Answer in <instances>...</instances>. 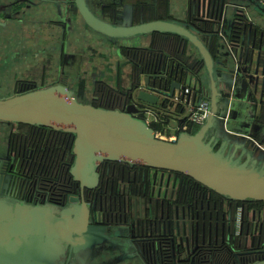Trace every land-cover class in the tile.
I'll return each mask as SVG.
<instances>
[{
  "label": "water",
  "instance_id": "obj_1",
  "mask_svg": "<svg viewBox=\"0 0 264 264\" xmlns=\"http://www.w3.org/2000/svg\"><path fill=\"white\" fill-rule=\"evenodd\" d=\"M75 4L86 27L109 41H140L158 34L188 43L205 66L204 76L196 79L201 87L193 99L186 93L194 80L189 72L179 83L173 72L169 78L155 73L152 82L140 83L153 94L141 91L136 98L152 106L166 105L181 91L186 105L205 100L210 109L206 123L196 133L183 132L176 142H166L134 117L139 113L134 106L127 112L96 108L64 85L0 99V123L74 134L71 175L82 190L100 186L99 169L108 161L186 175L232 202H264V128L255 121L264 102V0H197L184 21L158 19L134 26L97 17L86 0ZM233 112L247 118L246 127L237 129L229 123ZM252 215L244 219L238 208L230 209L229 224H222L221 241L226 234L229 239L234 236L235 264H264V223H256L260 214ZM169 229L174 264L181 263L177 258L181 249L190 253L193 247L202 250L207 240L212 242V228L207 235L204 224L193 237L178 222H171ZM126 232L95 224L91 209L78 198L57 211L0 195V264H89L88 258H80L83 253L107 243H130L134 232ZM215 235L218 243L219 224Z\"/></svg>",
  "mask_w": 264,
  "mask_h": 264
},
{
  "label": "flooded vegetation",
  "instance_id": "obj_2",
  "mask_svg": "<svg viewBox=\"0 0 264 264\" xmlns=\"http://www.w3.org/2000/svg\"><path fill=\"white\" fill-rule=\"evenodd\" d=\"M186 1L184 13L188 16L194 12L197 0ZM86 2L95 10L97 17L115 25L134 26L158 19L184 21L178 18L179 14L173 12L174 0ZM80 29L98 37L101 46L113 53L110 56L104 55L89 47V57L85 50L73 51L71 47L75 40L72 37H79ZM55 30L61 31L60 37L63 39L60 48H57L59 54L56 58ZM29 31L36 35L46 31L49 37L47 48L43 47V50L31 55L26 47L20 45L16 48L10 47L7 52L0 47V63L6 64L5 68L8 70L7 77L4 78L7 81L0 85L13 86L11 94H4L0 99L64 85L83 102L96 107L93 102L101 100L97 96V87L102 85L105 86L106 94L113 91L119 97L103 96L112 107L119 106L114 111L127 112L130 106H134L139 111L134 117L144 119L148 111L140 107L136 96L141 91L152 93L140 88V83L143 80L152 82L154 75L146 74L140 77L142 81L138 83L136 75L141 66H147V69L156 67L160 75L167 78L173 72L172 78L176 83L185 81L187 72L194 76V80L205 74V66L197 75L187 69L182 59H174L168 54L154 55L153 51L160 49L159 45L154 44V35L140 41L112 42L91 31L86 27L75 0H0V42L4 36L26 34ZM147 41L150 42L149 45H143ZM187 49V56L202 62L195 50L189 45ZM136 51L142 57L138 59L141 64L132 60L131 56ZM39 53H46L45 63L36 61ZM96 58L97 63L98 60L103 63L100 74H92L89 70V65H94ZM150 106L156 115H166L170 111L172 116L167 115L169 118L166 121L169 128H175L184 114L180 108L172 112L168 99L166 105L160 103ZM231 122L232 119L229 123ZM0 125H6L5 136L0 139V195L29 205L51 207L57 211L66 208L71 199L78 198L91 209L95 224L123 234L127 233V229L128 232H134L135 236L130 243H107L94 251L83 253L80 258H96L100 264H147L141 260L142 257L150 259L149 262L159 257V264H174V261L165 262V259L174 257L171 245L173 233L169 229V224L174 221L184 226L189 237L195 236L197 228L202 229L203 224L206 226L207 235L212 228V242L208 244L207 240L202 250L193 247L190 253L181 249L177 254V258L181 259L180 264H202L211 254L209 246H217L221 242V227L224 223L229 224L227 215L230 209L238 208L239 216H245L244 219L248 214L251 217L253 213L256 216L260 214L261 218L256 223H264L263 202H246L240 206L239 203L222 198L210 190L189 191L182 174L156 171L143 165L130 166L106 161L99 169L100 186L94 190H82L70 172L76 160L73 153L74 134L43 127L8 123ZM68 169L70 171L66 173ZM218 224L220 238L217 243L215 231ZM183 233L181 230L182 236ZM230 237L229 239L226 234L223 242L229 247L234 238L233 234Z\"/></svg>",
  "mask_w": 264,
  "mask_h": 264
},
{
  "label": "trees",
  "instance_id": "obj_3",
  "mask_svg": "<svg viewBox=\"0 0 264 264\" xmlns=\"http://www.w3.org/2000/svg\"><path fill=\"white\" fill-rule=\"evenodd\" d=\"M154 39L156 40L154 44L159 45V48H160V49H155L153 51L154 55L162 56L164 54H168L174 59H177L180 61L183 60L182 62L187 67V69L189 71H191L192 73H195L197 75H199V73H201L203 71L204 64L202 62L197 61L195 59V57L187 56L188 55V49H187L188 44L185 41H183L182 39L175 37V36L158 35V34L154 35ZM131 57H132V60L134 62L141 64V62L138 61V59H141L142 57L137 55V51L134 52ZM137 72L138 73L136 75V79H137L138 83H140L142 81V80L140 81V77L145 76L146 74H153V75L155 73L160 74L158 68L155 67V68L147 69V66H141V68H139ZM107 93L108 94L105 93V86L99 85L97 87V96L100 97L101 100L99 102H93L94 105L97 108H106L109 110H112V109L115 110V109L119 108L118 105H115L117 108L112 107V104L110 102L103 99L104 95L115 98V97H118V96H116L117 94L113 91H110V93L109 92H107ZM239 95L241 97L243 95L242 87H240V89H239ZM254 117H256L255 114H254ZM231 118H232V124H233L234 128L238 129V128H244L247 126L246 125V122H248L247 118L246 117L242 118V116H239L238 112H233ZM255 121L257 122L258 125H260L261 127L264 128V109H263L261 116L259 118H257ZM157 129H159V127H157ZM198 129H199V127L191 126L190 133H196L198 131ZM67 172L69 173V169L66 171V173ZM181 176L183 179H185L187 181V190H189V191L190 190L209 191L208 188H206L202 184L198 183L197 181L191 179L190 177H188L186 175H181ZM257 203H262V202H257ZM239 204H240V206H242V204H244V203H239ZM209 249L212 250V251H210L211 254H209L208 257L206 259H204L202 264H235V262H236L235 249H237V246H235V248H233L232 244H230V247H229V246H226L225 244H223V242L221 241L219 243V245H217V246L216 245L209 246ZM141 260H144V262L146 261L147 264H159V262L157 260L155 261L152 259V262H149L151 260L150 259L148 260L145 257H144V259L142 257ZM165 262L166 263H173V256L165 259Z\"/></svg>",
  "mask_w": 264,
  "mask_h": 264
},
{
  "label": "rangeland",
  "instance_id": "obj_4",
  "mask_svg": "<svg viewBox=\"0 0 264 264\" xmlns=\"http://www.w3.org/2000/svg\"><path fill=\"white\" fill-rule=\"evenodd\" d=\"M186 6H187L186 0H174V11L173 12L179 14L180 16L178 15V18H181L182 20H185L187 18V14L184 13ZM80 31L81 32L79 34V37H75V35L72 37V40L73 41L75 40V44L71 47L73 51L74 50H77V51L85 50V52L87 53V56L89 57L91 56V53L88 52L89 47H92V49H96L97 51H99L100 53L104 55L108 54L110 56V54L113 53V52L111 53V50L107 48H103V46H101L99 42L100 40L98 37L90 34L89 32H85L84 29H80ZM39 35H36L35 33L30 32V31L26 34L20 33L19 35H7V36H4L3 39L1 40L0 47L2 50L7 52L8 49L10 50V47L16 48L17 46L20 45L21 47H26L27 50L31 52V55L33 54V52L37 54V52L40 51V49L43 50V47L44 49L47 48L46 43L48 44L47 39L49 38L46 31H43V32L41 31ZM60 36H62L61 31L55 30V58L59 54V51H57V48L58 49L60 48V45L62 44V40H63ZM84 41H86L87 43ZM22 42L23 44H21ZM149 43L150 42L147 41L143 45H149ZM38 55L39 56H37L36 61L37 62L42 61L43 63H45L46 53H42V54L39 53ZM96 62H97V58H96ZM5 66L6 64L0 63V83L7 81L4 79L7 77V72H8ZM56 70H57V64L55 60V74H56ZM90 87L91 86H89V88ZM12 88H13L12 85H0V97L4 94L10 95ZM5 131H6V125H0V139L4 138ZM161 138H165L164 140L167 141L166 140L167 137H165V135H163V137ZM88 263L89 264H100L101 262L96 260V258H93V259H89Z\"/></svg>",
  "mask_w": 264,
  "mask_h": 264
},
{
  "label": "built area",
  "instance_id": "obj_5",
  "mask_svg": "<svg viewBox=\"0 0 264 264\" xmlns=\"http://www.w3.org/2000/svg\"><path fill=\"white\" fill-rule=\"evenodd\" d=\"M194 83L197 84V81L193 80L192 85L188 86L186 90L187 95H191V100L193 99L195 92H197V90H199L201 87L200 83L198 82L197 89L195 90L193 86ZM182 96L183 93L181 91H177L174 99H168L169 108L171 109L172 112H175L178 108H180L181 112L184 113L183 116L180 117L181 119L180 123L175 128H169L168 127L169 125H167L166 123L167 119L169 118L167 117V115L172 116L170 111L169 113H166V115L162 113L156 115L153 114L150 105L144 104L142 102L139 103L141 108H144L148 111L147 117H145L142 120H144L150 127H152L155 130L158 139L165 141L164 140L165 138H161L163 137V135H165V137H167L166 142L174 143L177 141L178 135L180 133L183 132L190 133L191 126H196L200 128L206 123L207 118L210 114V109L206 104L205 100H202V103L200 105L196 104V106H193L192 103L186 105L187 97L186 100L183 102ZM157 127H159V129H157ZM75 139L76 138L74 137L73 145H75ZM153 260L158 261L160 259L158 257V259L154 258Z\"/></svg>",
  "mask_w": 264,
  "mask_h": 264
},
{
  "label": "crops",
  "instance_id": "obj_6",
  "mask_svg": "<svg viewBox=\"0 0 264 264\" xmlns=\"http://www.w3.org/2000/svg\"><path fill=\"white\" fill-rule=\"evenodd\" d=\"M102 65H103V63H101V61H98V63L96 62L94 65H89V70L91 71V73L93 74H97V73H99L100 74V70H102L101 68H102ZM245 95H243L242 97H244ZM259 98H260V93H259V96H258ZM264 109V102H263V104L262 105H259V110H258V113H259V111L261 110V109ZM263 109H262V112H263ZM245 234H246V228H245ZM245 236V235H244ZM245 238V237H244Z\"/></svg>",
  "mask_w": 264,
  "mask_h": 264
}]
</instances>
